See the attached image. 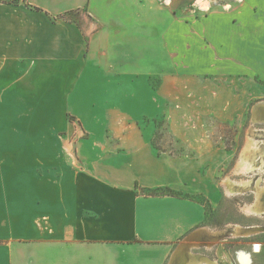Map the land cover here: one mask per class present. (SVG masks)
Wrapping results in <instances>:
<instances>
[{
  "label": "crops",
  "instance_id": "0c3cea01",
  "mask_svg": "<svg viewBox=\"0 0 264 264\" xmlns=\"http://www.w3.org/2000/svg\"><path fill=\"white\" fill-rule=\"evenodd\" d=\"M149 2L0 0V153L15 149L20 163L25 146L37 149L33 175H0V264H248L247 252L227 249L233 227L205 226V205L196 197L212 203L205 175L213 174L200 171L202 156L168 159L122 122L130 96L117 88L116 71L134 65L127 59L136 51L133 21L151 16L130 7ZM82 9L89 29L68 19ZM243 12L239 21L229 19L239 32L238 45L227 44V51H240L243 36L253 34L254 58L264 59V0H245ZM175 17L161 36L168 58V37L192 26ZM219 17H198L197 27L212 28ZM120 25L128 30L124 43L113 34ZM150 36L148 31L141 48L149 56ZM76 100L85 101L84 109ZM55 101L89 129L106 125L114 132L87 159L85 174L40 155ZM154 189L180 196L141 193Z\"/></svg>",
  "mask_w": 264,
  "mask_h": 264
},
{
  "label": "rangeland",
  "instance_id": "374dc122",
  "mask_svg": "<svg viewBox=\"0 0 264 264\" xmlns=\"http://www.w3.org/2000/svg\"><path fill=\"white\" fill-rule=\"evenodd\" d=\"M244 4L245 0H150L145 8H140L136 3L130 11H151V16L133 21L135 37L130 41L136 51L127 59L134 58L135 62L133 67L116 71L119 82L114 86L130 96L124 101L129 111L127 118H122L124 127L132 125L137 135L152 141L168 159L194 161L202 156L200 171L213 174L205 175L208 192L213 190L212 203L205 196L196 197L205 205V226L227 224L233 231L236 226L241 227L242 237L234 232L227 234V249L247 252L248 264H264V173L240 172L241 159L264 169V122L252 121L253 108L264 103V59L254 58L251 47L257 36L253 34L243 36L245 43L240 51H227V44L238 45L239 32V26L231 25L229 19L239 21ZM214 14L220 16L217 25L197 27L196 18L205 21V16ZM175 16L178 21L189 19L192 26L177 37H168V58L161 36ZM68 19L83 26L88 24V29L92 26L86 9L70 12ZM254 25L253 20L251 27ZM97 28L103 26L99 24ZM127 31L120 25L113 34L121 35L124 43ZM148 31L150 56L141 49ZM74 102L80 107L85 104L84 100ZM58 103L55 101V107H50L53 114L46 117L52 128L44 137L47 147L40 149V155L46 163H61L73 172L85 174L87 159L95 154L98 144L114 137V132L106 125L89 129ZM258 113L264 118V111ZM34 153L37 149L25 146L20 163H15V149L9 150L7 156L0 153V175H33ZM3 156L6 164H1ZM256 185L262 189V211L249 215L244 208L254 202ZM227 188L241 190L242 194L229 196ZM250 226L256 227L247 228ZM256 252L260 253L255 255Z\"/></svg>",
  "mask_w": 264,
  "mask_h": 264
},
{
  "label": "bare ground",
  "instance_id": "6f19581e",
  "mask_svg": "<svg viewBox=\"0 0 264 264\" xmlns=\"http://www.w3.org/2000/svg\"><path fill=\"white\" fill-rule=\"evenodd\" d=\"M253 116H252V121L253 123L255 124H260V123H263L264 122V118L262 116L259 115L258 112L260 111H264V103L262 104H259L258 106H255L253 108ZM257 147V145H256ZM257 149V148H256ZM258 154H261L260 150L258 152ZM257 156V155H256ZM241 168H240V172L241 173H247V172H254V175H261V173H264V169L263 167H259V166H255V165H252V163L248 162L246 159H241ZM262 164H264V161H262ZM238 171V170H237ZM238 185V187H243L242 185L240 184H236V186ZM256 189H254V193H255V198H254V202L250 205H247L245 206L244 208V211L249 214V215H256L258 214L259 212L262 211V208H261V188H259L257 185H256ZM226 193L227 195L229 196H236V195H241V190H231L229 188L226 189ZM235 234L237 235H240L241 237L243 236L242 233H244L242 231V228L239 227V226H236V228L234 229L233 231ZM260 232V231H259ZM257 233V231H256ZM236 235V236H237ZM252 236V234H250ZM250 235L247 233V236L250 237ZM257 235V234H256ZM188 264H202V261L201 262H198V261H195L194 259H192L190 261V263ZM207 264H215V263H210V262H207Z\"/></svg>",
  "mask_w": 264,
  "mask_h": 264
},
{
  "label": "trees",
  "instance_id": "16d2710c",
  "mask_svg": "<svg viewBox=\"0 0 264 264\" xmlns=\"http://www.w3.org/2000/svg\"><path fill=\"white\" fill-rule=\"evenodd\" d=\"M154 146V145H153ZM155 147V146H154ZM156 148V147H155ZM158 149V148H157ZM159 150V149H158ZM144 195L147 196H165V195H171V196H180L179 193H176L174 191H171L169 189H154V190H143L141 192ZM194 198V197H193Z\"/></svg>",
  "mask_w": 264,
  "mask_h": 264
},
{
  "label": "water",
  "instance_id": "95a60500",
  "mask_svg": "<svg viewBox=\"0 0 264 264\" xmlns=\"http://www.w3.org/2000/svg\"><path fill=\"white\" fill-rule=\"evenodd\" d=\"M249 228V227H248ZM250 229H253V227H250Z\"/></svg>",
  "mask_w": 264,
  "mask_h": 264
}]
</instances>
